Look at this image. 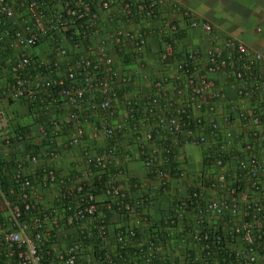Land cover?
Segmentation results:
<instances>
[{"label": "built area", "instance_id": "obj_1", "mask_svg": "<svg viewBox=\"0 0 264 264\" xmlns=\"http://www.w3.org/2000/svg\"><path fill=\"white\" fill-rule=\"evenodd\" d=\"M0 73V264H264L259 51L177 2L0 0Z\"/></svg>", "mask_w": 264, "mask_h": 264}, {"label": "crops", "instance_id": "obj_2", "mask_svg": "<svg viewBox=\"0 0 264 264\" xmlns=\"http://www.w3.org/2000/svg\"><path fill=\"white\" fill-rule=\"evenodd\" d=\"M165 3H180L181 6L197 19L207 20L221 35L240 38L251 49L259 51L264 58V0H164ZM188 44L202 45L203 37L200 31H191L186 35ZM8 75L0 73V90L7 81ZM0 108L7 111L12 122L28 123L25 106L20 102L8 101L0 95ZM4 146L0 143V159L3 158ZM199 157L195 155L189 161V168L199 167ZM131 175H143L139 163L131 165Z\"/></svg>", "mask_w": 264, "mask_h": 264}, {"label": "trees", "instance_id": "obj_3", "mask_svg": "<svg viewBox=\"0 0 264 264\" xmlns=\"http://www.w3.org/2000/svg\"><path fill=\"white\" fill-rule=\"evenodd\" d=\"M2 163L3 164H6L5 168H6V170L9 171V169H10V163H8V162H1V164H0V172L2 171Z\"/></svg>", "mask_w": 264, "mask_h": 264}]
</instances>
